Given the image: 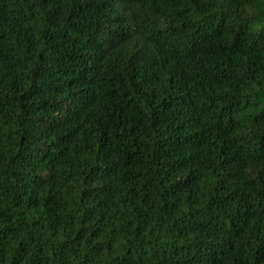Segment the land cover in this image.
Masks as SVG:
<instances>
[{
  "label": "trees",
  "instance_id": "trees-1",
  "mask_svg": "<svg viewBox=\"0 0 264 264\" xmlns=\"http://www.w3.org/2000/svg\"><path fill=\"white\" fill-rule=\"evenodd\" d=\"M0 264H264V0H0Z\"/></svg>",
  "mask_w": 264,
  "mask_h": 264
}]
</instances>
